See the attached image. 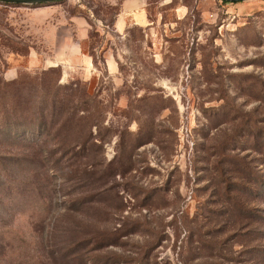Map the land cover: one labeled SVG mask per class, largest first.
Wrapping results in <instances>:
<instances>
[{
  "label": "rangeland",
  "instance_id": "obj_1",
  "mask_svg": "<svg viewBox=\"0 0 264 264\" xmlns=\"http://www.w3.org/2000/svg\"><path fill=\"white\" fill-rule=\"evenodd\" d=\"M58 84L66 131L0 121V264H264V0L0 2V105Z\"/></svg>",
  "mask_w": 264,
  "mask_h": 264
},
{
  "label": "trees",
  "instance_id": "obj_2",
  "mask_svg": "<svg viewBox=\"0 0 264 264\" xmlns=\"http://www.w3.org/2000/svg\"><path fill=\"white\" fill-rule=\"evenodd\" d=\"M221 1L224 3H228L225 0ZM118 13L119 9H116L113 16L109 19L108 23H105L102 19H99L102 22V26H111L112 29L114 27L116 15ZM95 17H98L96 12ZM91 25L92 28L89 32V37L97 38V36L99 35V30L97 29L96 24L93 23ZM90 54L93 58V64L97 66L98 61L96 55L92 50H90ZM98 59L104 62L102 54L99 55ZM40 86V95L37 96L36 100H33L36 102L35 104L31 99L23 98L21 95H19L18 97L14 96L15 98H12V100H10L11 102L7 105V109L9 110H6L4 104L0 105V121L3 120L6 130L14 128V138L17 140L21 139L22 141L26 133L31 131H34L37 134L43 133L48 125V121L46 119L47 116H50L51 123L57 125L55 131L57 133H60L61 131L68 129V126H70L74 121L73 117L77 112L88 110V107L92 106L91 99L93 97H85V93H81L79 91L72 92L70 94V98H74V100H71L69 97L67 98L64 96H59L58 89L61 88L60 84H58L57 86V91L46 94L48 96L44 98L42 96V93L45 87L44 85ZM31 109H34V113L36 114V116H33V112H31ZM7 114H12V118H9ZM64 135L68 136V134ZM5 159L6 156L2 158V160Z\"/></svg>",
  "mask_w": 264,
  "mask_h": 264
},
{
  "label": "crops",
  "instance_id": "obj_3",
  "mask_svg": "<svg viewBox=\"0 0 264 264\" xmlns=\"http://www.w3.org/2000/svg\"><path fill=\"white\" fill-rule=\"evenodd\" d=\"M136 11V10H135ZM142 13H139V19L141 20L143 17L141 15ZM142 22H133L134 25H142ZM125 22H122L120 16H118L117 18H115V22H114V29L117 33H123L126 28H125ZM108 69L110 73H113L115 71V69H117V63L114 60V58L112 59L111 62L108 63Z\"/></svg>",
  "mask_w": 264,
  "mask_h": 264
},
{
  "label": "water",
  "instance_id": "obj_4",
  "mask_svg": "<svg viewBox=\"0 0 264 264\" xmlns=\"http://www.w3.org/2000/svg\"><path fill=\"white\" fill-rule=\"evenodd\" d=\"M54 0H0V2L4 3H15V4H33V3H42V2H49ZM227 2H240L244 0H225Z\"/></svg>",
  "mask_w": 264,
  "mask_h": 264
}]
</instances>
